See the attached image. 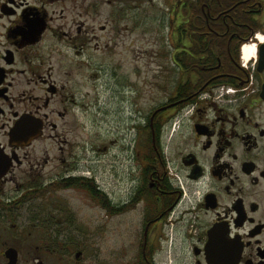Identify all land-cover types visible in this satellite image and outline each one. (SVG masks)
Masks as SVG:
<instances>
[{"label":"flooded vegetation","instance_id":"flooded-vegetation-1","mask_svg":"<svg viewBox=\"0 0 264 264\" xmlns=\"http://www.w3.org/2000/svg\"><path fill=\"white\" fill-rule=\"evenodd\" d=\"M161 1L166 46L144 85L162 96L125 127L144 133V165L132 150L127 177L111 189L88 165L89 148L68 141V108L79 102L70 69L53 60L88 65L77 58L88 35L98 38L104 0H0V233H16L0 241V264L10 249L19 263L13 217L45 191L69 218L77 193L102 216H137V246L120 264H264V0ZM248 42L257 52L244 60ZM46 140L52 147L35 145ZM43 255L31 258L44 264Z\"/></svg>","mask_w":264,"mask_h":264},{"label":"rangeland","instance_id":"rangeland-1","mask_svg":"<svg viewBox=\"0 0 264 264\" xmlns=\"http://www.w3.org/2000/svg\"><path fill=\"white\" fill-rule=\"evenodd\" d=\"M107 1L104 0L101 18L98 17L100 23L95 25L97 40H91L88 35L87 56L77 58L78 62L88 65L77 67L71 65L72 60L66 62L65 58L57 56L53 60L56 68L70 69L69 80L79 102L78 108L74 109L75 105L68 108L71 115L66 117L71 130L68 141L75 148L83 145L89 148L88 165L94 166L112 189L117 179L127 177L130 156L136 154V166L144 165V133L139 136L136 130L126 131L125 127L140 124L138 118L132 116L139 115L137 111L147 110V98L162 96L161 89L145 86L144 82L160 59L154 58L159 55L155 53L165 49L166 29L160 20L161 0H111L110 4ZM96 43L101 47L95 49ZM99 63H103L101 70L97 69ZM114 73L120 77L119 84L112 81ZM35 145L48 148L53 144L46 140ZM44 193L46 198L36 200L35 208L32 203L23 205L19 212L22 216L13 217L22 236L18 264H35L31 255L43 249L47 251L41 258L44 264H116V259L120 264L125 253L130 254L132 246H137L131 232L137 216H102L103 212L93 201L77 193L80 195L66 200L78 208L77 216L69 218L57 208L52 209L49 201L53 198L47 191ZM15 235L8 229L5 234L0 233V241L13 242ZM36 245L41 248L34 250Z\"/></svg>","mask_w":264,"mask_h":264},{"label":"water","instance_id":"water-1","mask_svg":"<svg viewBox=\"0 0 264 264\" xmlns=\"http://www.w3.org/2000/svg\"><path fill=\"white\" fill-rule=\"evenodd\" d=\"M260 51L264 55V44L261 45ZM11 138L13 140H22L23 139V137L17 135L16 132L14 133V135L11 136ZM79 253L80 252H77V255H79ZM7 257L9 258L8 264H16V261H17V253L15 252V250H12V249L8 250Z\"/></svg>","mask_w":264,"mask_h":264},{"label":"bare ground","instance_id":"bare-ground-1","mask_svg":"<svg viewBox=\"0 0 264 264\" xmlns=\"http://www.w3.org/2000/svg\"><path fill=\"white\" fill-rule=\"evenodd\" d=\"M258 39L261 41L260 36H259ZM253 45H255V47H253ZM242 53H243V56H244L243 57L244 60H247L250 57H253L256 54V44L253 43V42L245 43L242 46Z\"/></svg>","mask_w":264,"mask_h":264},{"label":"snow or ice","instance_id":"snow-or-ice-1","mask_svg":"<svg viewBox=\"0 0 264 264\" xmlns=\"http://www.w3.org/2000/svg\"><path fill=\"white\" fill-rule=\"evenodd\" d=\"M261 41H264V36L260 37ZM253 47H255V45H253Z\"/></svg>","mask_w":264,"mask_h":264}]
</instances>
